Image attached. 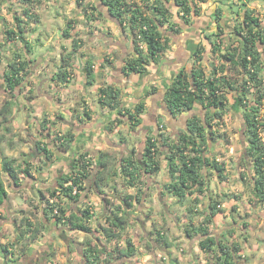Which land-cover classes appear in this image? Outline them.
Segmentation results:
<instances>
[{"label":"rangeland","instance_id":"obj_1","mask_svg":"<svg viewBox=\"0 0 264 264\" xmlns=\"http://www.w3.org/2000/svg\"><path fill=\"white\" fill-rule=\"evenodd\" d=\"M218 1L220 0H197L196 4L193 3L192 12L194 16L206 10L211 17L210 23L213 24L200 33V42L203 40L205 43L199 46L197 52L200 51L202 59L200 61L196 60L197 52H195L194 64L201 66L207 77L222 75L228 77L232 83L239 84L241 82L245 84L244 79L240 81V69L231 61L225 59L222 54L231 51L234 46H240L242 36L238 33V30L247 31L249 29L245 24H242L246 9H250L253 15L259 19L260 24L252 26L254 31L260 29V32L264 34V0H221L216 22L209 8H214V3ZM127 2L137 3L145 10H148L150 4V2L147 3L143 0H127ZM92 5H96L103 12V16L97 15L96 11L90 9ZM203 5L205 9H203ZM0 6V108L6 100L11 99L14 102L12 104V114L8 116L9 121L4 123L3 116L0 115V158L3 156L13 158L15 165H20V169L25 166V160H27L32 165L33 173L38 167H45L42 154L36 151V142H49L53 140L55 135H60L69 129L74 134L84 131L87 129L86 126L89 128L92 125L85 123L90 118L87 116L88 113L95 116L97 110L100 112L101 108L105 106L99 102V98L95 101V93L89 90L85 92L89 103H85L86 100L80 102V99H82L80 92L82 86H84V82L80 81V74L85 72L86 59L91 58L99 69H106L107 66H114L110 64V61L113 62V60L108 57L115 53L114 60L124 65V60L134 56L135 43L129 28L123 30L108 14L100 0H37L31 5L15 0H1ZM167 7L169 9V22H165L159 27L163 34L162 40L164 41L166 37L167 47L160 52L156 60L149 59V62L145 63L146 69L143 74L138 73L141 75V81L144 79L142 76L147 73L150 63L158 62L169 51L171 46L167 34L181 29V24L178 21L180 20L184 24H189L192 21V12L184 16L180 8L175 5L174 0H170ZM26 8L30 10L34 17H27L24 13ZM90 11L95 13L96 19H88L87 14H91ZM15 16L23 19L25 25L24 36L29 41V45L32 46L31 54H24L22 50L23 43L18 38L14 40L6 38V30L9 28L17 30ZM212 21L218 23V25ZM65 29L69 30L70 37L65 35ZM79 38L82 43L69 60L71 64L69 81L61 84L59 81L52 79L56 77L59 68L58 62L62 63V57L67 56L73 49L74 39L78 41ZM140 46L144 51L145 45L141 43ZM216 46H219L218 50H216ZM257 46L264 61V41L263 43L259 42ZM208 48L209 52L206 51ZM18 51L22 53L24 58L29 60V64L25 71L27 75L14 90H11L5 84L4 72L7 70V64L14 59ZM101 60L102 65L99 66L98 62ZM261 70L260 74L264 71V65ZM102 78L104 79H98L97 82L106 84L104 82H106V78L108 79V75L104 73ZM249 82V89L245 93V101L249 104L248 106L256 100L257 92L256 83H253L252 80ZM220 83L222 82L220 81ZM56 86L68 88L65 95H63L65 100L63 103H66V106L58 104L62 100V92ZM152 88H154L152 93L158 89L155 84L150 85V89ZM221 88L226 100L225 107L218 123H212L211 129L214 135L213 139H209V150L206 153H211V160L215 159L216 162L220 163L223 168L222 173L225 175L224 179L221 178L219 191L215 196L211 195L212 198L219 201L222 211L218 213L216 218L212 219L211 223L208 224V228L211 234L217 236L219 240L233 242V239L236 238L244 246L243 251L245 252H242L243 256L241 257L243 261L245 258H250L247 249L256 243L258 236L264 237V225L262 227L258 225L261 218L264 217V213H262L264 212V206L254 197L251 184L254 168L252 158L247 153L249 144L242 116L243 112L249 107L243 108L240 106L239 111H235L232 108V103L237 92L226 86ZM143 90L137 101L134 98L126 102L127 108L132 110L137 103H145L144 99L151 93H147L149 89L145 92L146 87ZM261 91L264 94V87L261 88ZM96 92L99 96L97 88ZM57 95L59 97H56ZM52 99L55 102H52ZM87 107L90 112L87 111ZM146 109L147 107H145ZM209 109L196 101L191 110L178 114L177 117L180 119L178 132L184 130L185 121L192 115L210 116ZM78 116H82V121ZM174 116L176 115L172 117ZM258 118L264 120V97L259 106ZM126 121L117 130L116 134L126 145V142H128L129 147L135 145V148L138 149V143H145L146 136L149 134H144V140H142L139 134V125L132 129L128 120ZM44 123L46 127H43ZM109 125L110 122H106L105 126L103 124V129L111 132L108 129ZM117 126L118 124L115 125V128ZM98 129L100 128L98 127ZM156 130V133L162 131L169 134L173 140L179 135L170 134L171 129L167 127L165 121L157 123ZM259 135L264 148V129H261ZM135 148L133 149L135 150L134 156L136 154ZM69 149H59L58 151L65 152V156L69 155V158L85 152L83 146L77 149L76 154L68 152ZM116 149L109 148L110 151L105 152L115 156L117 160L119 156L130 152L129 149L125 148L123 153ZM156 157L160 162V172L151 177L152 179L154 177L152 183L146 180V177H142V180L147 181L146 193L140 201H134L131 207L124 206L122 198L126 194H135L136 188L126 186L119 172L103 188L105 197L109 201L107 204L98 195L92 179L89 178L86 181L87 188L84 195H82L83 198L79 202L80 206L74 212L79 213V210L88 207L92 217L86 223L91 228V233L69 229L66 222H61L58 227L62 228H59L55 239L50 242L42 237L47 234L46 230L44 232L45 226L41 221L43 212L41 214L39 207L32 203V195L28 187L23 186L16 190L15 186L10 183L6 173L0 168V178L4 182L7 193H9L4 205L0 207V264L22 262L23 259H26L25 253H28L33 247L47 242L50 244L55 242L50 255L53 256L52 259L56 264H90L84 257L83 251L88 247V244L100 246L106 251V253H100L99 260H93L92 264H200L205 260L209 263L206 259L209 255L199 248L200 236L194 233L192 236H188L185 233V229L192 221L199 224L203 222V214L208 209L207 198L205 197L198 202L203 209L196 213L188 208V206L195 204L190 197H185L183 200L178 199L172 203L159 199L155 183L163 184L162 182L169 176L165 167L162 166L165 157L162 156L161 152H158ZM69 163L66 170L70 168ZM92 170L90 168V171ZM34 173L36 178L40 177L37 172ZM214 174L213 170L210 176L213 178ZM20 176V183H22L23 174ZM32 177H34L33 174ZM48 188L50 186L39 187V192L42 190V193L39 194L41 195L43 208L49 196ZM140 188H144V184ZM214 188L216 189L215 186L211 187V190L213 191ZM98 197L101 200H98ZM61 198L63 199L62 203L68 208L67 204L72 201L66 203L67 199ZM14 200L18 205H24L25 208L15 205ZM73 208L75 209V206ZM70 212H73L71 207H69L67 213ZM115 213L124 218V227L120 237L107 239L102 228L109 226L106 217L114 216ZM28 220L34 224L33 226L41 227V232L43 231L41 237L30 238V231L33 226H27ZM49 221L54 222L52 218ZM249 224L253 230L248 234H243L244 228L250 230ZM227 226L232 227L236 237H229ZM26 228L29 229L26 232L27 234L23 235L22 240L17 241L16 237L20 231ZM158 231L162 232L161 234L168 245L158 238ZM40 238L43 239L39 242L38 239ZM127 238L132 240L136 253L128 261H125L124 257L119 258V250L126 247ZM195 245L198 247V249L195 248L196 250L194 249ZM3 246L7 247V252L4 251ZM261 247L264 249V242ZM261 255L260 259H264V253H261Z\"/></svg>","mask_w":264,"mask_h":264},{"label":"trees","instance_id":"obj_2","mask_svg":"<svg viewBox=\"0 0 264 264\" xmlns=\"http://www.w3.org/2000/svg\"><path fill=\"white\" fill-rule=\"evenodd\" d=\"M1 1V0H0ZM12 1V0H8ZM23 4H32L37 0H15ZM147 3L150 2L148 10H145L137 3H129L127 0H100L103 6H105L108 14L121 26L123 30L128 27L131 34L134 45V56L124 60L123 73H140L145 71V63L149 62V59L156 60L159 57L166 45V37L163 39V34L160 31V26L168 21L169 9L167 3L170 0H143ZM182 11L184 16L190 14L193 10V3L196 4L197 0H174ZM88 6V5H87ZM1 7V6H0ZM97 15L103 16V12L99 10L96 5L91 6ZM24 13L27 17H34L29 9H25ZM87 14L88 19H96L94 12ZM15 26L17 30L9 28L6 30V38L8 40H14L18 38L23 43L24 54H31L32 46L29 45V41L24 36L25 25L23 19L19 16L14 17ZM242 24L249 27L247 31L241 29L238 33L242 36L240 46H234L232 50L222 54V56L236 65L241 72V80H245V84L241 82L232 83L226 76H212L207 77L201 66L194 67L190 75L185 72L178 73L170 84L166 87L164 92V101L166 108L171 115L183 114L192 109L193 104L199 101L204 107L210 108V116L201 117L199 115H192L185 121V128L179 132L178 137L173 140L169 134L164 132L151 133L146 136L145 146L143 149V159L138 161L135 159V150L132 153L124 156H120L117 160L115 156L110 155L108 152L99 151L96 154L90 151L79 153L78 156L71 157L70 169L62 176L59 182L58 188H48V198L43 208V217L47 220L51 218L54 220V224L58 225L61 222H66L69 229L82 231L84 233H91V228L86 223L88 219L92 217L88 207L77 212L67 213L68 208L62 203L63 198L68 201L76 202L86 190V181L91 178L98 195L101 196L105 204L109 203L105 197L104 186L110 183V179L119 174L124 178L125 184L128 187L136 188L135 194H126L122 198L124 206L131 207L135 202L140 201L143 195L146 193L147 181L142 180V177H152L160 171V162L156 157L160 151L161 146L166 147L165 160L167 164V170L169 174V182L166 184V189L179 200H183L187 195H191L193 192H204V179L202 170L205 166L214 167L219 175L224 179L225 175L222 173L223 168L220 163L215 159L211 160L207 156L209 150V139H213V130L211 129L212 123H218L221 118L222 110L225 107V97L222 93V86L234 89L237 94L234 95V101L232 108L235 111H239V107L247 108L243 112V124L245 128V134L248 141V154L252 158V166L254 173L251 177V184L254 197L259 203L264 206V148L260 139V131L264 129V120L258 118V110L261 104V100L264 97L261 88L264 87V71L262 67L264 61L261 58V52L258 49V43H263L264 34L259 30L253 29V25L258 26L259 19L254 16L250 9L245 11V19ZM173 27V26H172ZM65 35L70 37L69 30H64ZM77 42V43H76ZM82 41L79 38L73 41L74 47L68 53L67 56L62 57V63L60 64L56 77L53 78L59 81L61 84L68 82L71 73L70 59L75 54V51L80 47ZM143 43L145 50L140 46ZM219 46H216V50ZM196 60H201L200 51L196 54ZM29 60L24 58L21 52H16L14 59L7 64V70L4 72V80L6 86L14 90L19 85L24 77L27 75V66ZM85 75L87 83H93V61L88 58L84 64ZM256 83L257 92L256 100L250 106L245 101V93L249 89V81ZM220 81L222 83H220ZM261 87V88H260ZM154 88L149 89L148 94L152 93ZM99 102L103 105H107L109 108H115L118 106L119 93L112 86L105 85L99 87ZM147 94V95H148ZM108 99L107 101L105 100ZM14 102L6 100L3 102L0 108V115H2L3 122L9 121L8 116L12 114V104ZM145 109L143 102H139L134 106V109H124L123 112L119 110L120 115L127 117L128 123L132 127H137L141 123V114ZM212 109L213 112H212ZM88 113V112H87ZM120 120V118H119ZM117 120V121H119ZM121 121V120H120ZM108 129L112 132L117 122L110 121ZM43 127H46L45 123ZM8 130V128H6ZM75 134L71 129L55 135L53 138L54 143L61 150H67L71 147L74 141ZM36 151L47 160H52L54 153L52 149L48 147L47 142H36ZM43 157V156H42ZM25 166L15 165V160L8 156L0 158V168L6 173L8 179L12 185L19 187L21 185V174L23 177H32V165L25 160ZM90 168L93 170L90 171ZM38 170L41 167L37 168ZM144 184V188H140ZM76 187L77 191L73 193V188ZM42 193V190H40ZM8 198L7 189L3 180L0 178V207H2ZM53 199V201H51ZM207 214L203 218L198 226L191 225L185 229V233L188 236L192 234L199 235L198 241L199 248L209 255L207 258L208 264H237L236 257L241 250V246L236 242H226L222 239L219 240L213 236L209 231L208 224L211 223L212 218L220 213V203L216 198H211L208 205ZM118 209V208H117ZM27 219V218H26ZM109 226L103 227V233L107 239L120 237L123 230L124 218L117 213L114 216L106 217ZM34 224L27 221V226L32 227ZM41 225V224H40ZM28 228L20 231L16 237L17 241L22 240L23 235L27 234ZM229 229V233H231ZM41 227L33 226L30 231V238L36 239L40 236ZM162 232L158 231V238L167 244ZM4 251L7 252V247L3 246ZM84 257L87 262L92 264L93 260H99L100 253L106 251L100 246H92L88 244V247L84 250ZM136 250L133 242L130 238H127L126 247L119 250V258L124 257L125 261H128ZM211 257V258H210Z\"/></svg>","mask_w":264,"mask_h":264},{"label":"crops","instance_id":"obj_3","mask_svg":"<svg viewBox=\"0 0 264 264\" xmlns=\"http://www.w3.org/2000/svg\"><path fill=\"white\" fill-rule=\"evenodd\" d=\"M214 5L215 7L209 8V10L213 14L214 16L213 18H215V21L217 22L216 18H217L218 10L221 7V0L218 2H215ZM203 9H205V7ZM210 21H211V17L209 16V13L206 10H204L201 13L199 12V15H196V16H194V13L192 12V21L189 24H184L182 23V21L179 20L178 22L181 24L180 25L181 29L177 32H172V33L167 34V36L170 39V46H171L169 51H167L158 62L150 63L147 73L145 74V76H142L144 78L143 79L144 81L143 80L141 81L142 79L141 75L138 73L136 74L133 72L126 73V74L123 73V63L121 64L119 63V61L114 60L115 53L112 54L111 57H108L110 60H113V62L110 61V64L114 65L113 67L107 66L106 69H103V68L99 69V67H97L96 64L93 63V74H92V77L94 79L93 84L87 83L85 72L83 74H80L81 76L80 81L84 82V86H82L81 88L82 91L80 92V96L82 97V99H80V102H84L86 100L85 103H89L86 97L87 95L85 93L86 90L94 92L95 101H97L99 96L97 95L96 88L98 90L99 86L109 85L118 91L119 104L115 108H109L107 107V105H105L104 107L101 108L100 112L97 110L95 116H92L91 113H88L87 116L90 118H88L89 121H86L85 123L87 124L89 123V125L92 124L91 127L88 128L86 126L87 129H85L84 131L76 132L74 141L72 142L71 147L68 152H72V154H76L77 149L83 146L84 151H90L93 154H96L99 151H110L108 150L109 148H113V149L117 148L119 151H122V153L125 148V149L130 150V152H127L126 155L132 153V150L135 148V145L129 147L128 142H126L127 143L126 145L122 139L118 138V134H116L117 130L123 126L122 124L127 122L126 121L127 118L125 116L120 115L119 110L123 112L124 109H127L128 105L126 104V102H129L130 100L135 98L134 100L137 101L138 98L141 96V93H143L141 91L143 89L145 90V87H146V90H145L146 92L148 89H150L151 84H155V86H157L158 89L156 92L151 93L146 99H144V102H145L144 105L145 107H147V109L146 110L144 109L143 113L141 114L142 124H139L138 126L141 139L144 140V134L156 133L157 123H161L162 121H165L167 127L171 129L170 134L172 135L174 134L177 136L179 134L178 131H179V126H180L179 125L180 119L179 117H177V115L172 117V115L166 108L165 101H164L165 88L170 84V82L173 80V78L178 73L185 72L186 74L190 75L191 70L194 67H197L196 66L197 64L196 65L194 64V54L195 52H197L199 46L205 43L203 42V40L202 42H200L201 41L200 33H202L204 30H207L208 26L213 25L212 23H210ZM212 22L218 25V23L214 21ZM206 51L209 52V48ZM59 64L60 62H58V67L60 66ZM98 64L99 66H101L102 60L98 62ZM104 73L108 75V79L106 78V82H104L106 84H99L97 80L98 79L103 80L104 78L102 77ZM96 83H98V85H96ZM58 86H56L57 89H59L62 92L61 94L62 100L59 101L58 104H60L61 106H66L65 105L66 103H63V101H65L63 98V95H65V91L68 90V88L61 87L62 85L60 87ZM56 97H59V95H57ZM105 100L107 101L108 99L105 98ZM52 102H55V101L52 99ZM87 111L90 112L88 107H87ZM78 117L80 121H82V116H78ZM119 118L121 121L119 120ZM62 120L64 122L63 118ZM112 120H114V122H117L118 126L111 133L103 129V124L105 126L106 122H110ZM98 127L100 129H98ZM47 145L49 148L52 149V152L54 153L52 160H47V158L44 157V155H42L45 161V167L41 168L40 170L35 169L32 173L34 177L24 178L21 185H19V187H15L16 190L23 186L28 187V190L32 195V203L39 207L38 209L41 212V214L43 211V203L41 201V197H40L41 195L39 194L40 193L39 187L50 186V189L58 188L60 184L59 182L61 181L62 176L70 169L69 168L68 170H66L67 164L71 160V157L69 158V156H65V152L58 151L59 148L56 149V147L58 146L53 142V140L49 142L47 141ZM113 146H115L116 148ZM144 146H145V143L143 144L138 143V149L135 148L136 149L135 159L138 161H142L143 159L142 153H143ZM160 151L162 153V156L165 157L166 147L161 146ZM210 154L211 153H207V156L210 157ZM121 156H124V155H121ZM162 166L165 167V170L168 173L166 160ZM213 170L215 174L212 178V176L210 175L212 174ZM34 172H37L40 175V177L36 178L35 176L36 174ZM202 175L204 179V187H203L204 192L198 193L195 191L191 195H187V197H190L191 201L193 200L195 204L206 197L208 201L207 202V206H208L212 198L211 195L215 196L216 193L219 191V188H220L219 184H221V177L219 175V172L216 171L214 167H210V166H205L203 168ZM153 179L151 177H146V180L151 181V183ZM168 182H169V178H167L164 182H162L163 184H159L156 182L157 184L155 183V188L158 189L159 199H164L163 201H168L172 203L173 201L174 202L177 201L178 198L170 194L169 191L166 189V184ZM213 186H215L216 189L214 188L212 191L211 187ZM163 192L165 193L163 194ZM82 198L83 197H81L76 202L68 203L67 206L71 207L73 211L77 210V208H79L80 206L79 202H81L80 200ZM98 200H101V199L98 197ZM14 204L17 206H20L18 205L17 202H15V200H14ZM195 204L188 206L189 210L194 213L200 212L201 209H203L200 206V203H198L197 205ZM73 206H75V209L73 208ZM20 207L25 208L24 205ZM207 211L208 209L205 210L203 216L207 214ZM217 215H215L212 219L216 218ZM258 220L260 219L258 218ZM31 221H32V218H31ZM41 221H42V224H44L45 226L44 232L46 230L47 234L42 236L43 235L42 234L43 231H42L40 233V237L42 236L44 239H47L48 242H50L51 240H54L56 237L55 236L56 233L59 232V228H62V227L60 226L58 227V225H55L53 221L51 223V221L45 219L43 217V214L41 217ZM191 225L198 226L199 223L192 221L188 227H190ZM258 225H260L259 227H262V225H264V217L261 218ZM249 228L250 230L244 228L243 234H248L250 233L251 230H253L250 224H249ZM229 229L232 230V227L227 226L228 232H229ZM233 231L234 230H232L231 233H229V237L230 236L236 237V233L235 232L233 233ZM43 238L38 239L39 242ZM257 239L258 240L256 241V243L252 245L251 248L249 247L247 249L250 255L249 257L251 259L245 258L243 259V261L241 260V257L243 256L242 252H245L243 251L244 246L241 245L238 242V240H236V238L233 239V242H236L241 246V250L238 253V257H236L237 264H264V259H260L262 256L261 253H264V249L261 247V244L264 242L263 241L264 237L258 236ZM48 242L45 244H41L39 246L33 247L32 249L30 248L31 250L28 253H25L26 259L25 260L23 259L22 262H17L14 264H56V262L52 259L53 256L51 257L50 255V252L52 251V247L55 244V242H53V244H50ZM195 248L198 249L197 245L194 246V249ZM202 263L208 264L207 260L201 262L200 264Z\"/></svg>","mask_w":264,"mask_h":264},{"label":"built area","instance_id":"obj_4","mask_svg":"<svg viewBox=\"0 0 264 264\" xmlns=\"http://www.w3.org/2000/svg\"><path fill=\"white\" fill-rule=\"evenodd\" d=\"M76 191H77V188L74 187V188H73V193H75ZM51 201H53V199H51Z\"/></svg>","mask_w":264,"mask_h":264},{"label":"flooded vegetation","instance_id":"obj_5","mask_svg":"<svg viewBox=\"0 0 264 264\" xmlns=\"http://www.w3.org/2000/svg\"><path fill=\"white\" fill-rule=\"evenodd\" d=\"M70 153H72V152H70ZM69 156V155H68Z\"/></svg>","mask_w":264,"mask_h":264},{"label":"bare ground","instance_id":"obj_6","mask_svg":"<svg viewBox=\"0 0 264 264\" xmlns=\"http://www.w3.org/2000/svg\"><path fill=\"white\" fill-rule=\"evenodd\" d=\"M178 14V13H177Z\"/></svg>","mask_w":264,"mask_h":264},{"label":"water","instance_id":"obj_7","mask_svg":"<svg viewBox=\"0 0 264 264\" xmlns=\"http://www.w3.org/2000/svg\"><path fill=\"white\" fill-rule=\"evenodd\" d=\"M171 114V113H170Z\"/></svg>","mask_w":264,"mask_h":264}]
</instances>
